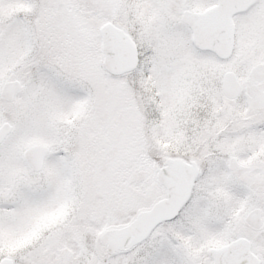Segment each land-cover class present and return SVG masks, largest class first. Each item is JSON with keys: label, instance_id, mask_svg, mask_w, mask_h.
<instances>
[{"label": "snow or ice", "instance_id": "6c2138e0", "mask_svg": "<svg viewBox=\"0 0 264 264\" xmlns=\"http://www.w3.org/2000/svg\"><path fill=\"white\" fill-rule=\"evenodd\" d=\"M0 264H264V0H0Z\"/></svg>", "mask_w": 264, "mask_h": 264}]
</instances>
